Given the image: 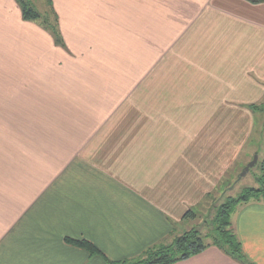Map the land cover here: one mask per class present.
Returning a JSON list of instances; mask_svg holds the SVG:
<instances>
[{
    "label": "crops",
    "instance_id": "0c3cea01",
    "mask_svg": "<svg viewBox=\"0 0 264 264\" xmlns=\"http://www.w3.org/2000/svg\"><path fill=\"white\" fill-rule=\"evenodd\" d=\"M51 2L65 47L0 0V264L136 258L228 196L226 179L256 154L264 4ZM231 226L264 264V201L236 206ZM171 264L241 263L209 246Z\"/></svg>",
    "mask_w": 264,
    "mask_h": 264
},
{
    "label": "trees",
    "instance_id": "16d2710c",
    "mask_svg": "<svg viewBox=\"0 0 264 264\" xmlns=\"http://www.w3.org/2000/svg\"><path fill=\"white\" fill-rule=\"evenodd\" d=\"M18 5L21 17L26 21L36 22L43 29L48 31L54 43L60 47H65L62 40L58 18L53 9L51 0H45L49 11L45 14L39 13L29 3L28 0H14ZM250 4H264V0H244ZM262 104H250L248 108L252 112H261ZM258 174L255 177L257 187H244L237 196H226L224 200L216 206L215 214L211 219V229L208 236H202L200 231L192 228L176 236L168 244H161L148 248L140 256L132 259H123L119 261H108L103 257L101 251L91 242L85 239H66L75 246L84 249L90 255H99L103 257L107 264H171L193 256L209 246H215L225 254L235 259L241 264L249 263L242 253L240 242L238 241L231 226V214L241 203L248 201H264V156L257 165ZM237 180V179H236ZM186 216L194 218L195 212L189 210ZM206 238H209L206 241Z\"/></svg>",
    "mask_w": 264,
    "mask_h": 264
},
{
    "label": "rangeland",
    "instance_id": "374dc122",
    "mask_svg": "<svg viewBox=\"0 0 264 264\" xmlns=\"http://www.w3.org/2000/svg\"><path fill=\"white\" fill-rule=\"evenodd\" d=\"M28 1L30 5L41 14H45L49 11V7L45 0H28ZM262 107L263 108L261 112H256V115H255L256 117L254 119V132L249 142L246 145V148H250V149L253 148V150L256 151L255 152L256 154H253V155H257V161L254 164V166H252L248 170V172H246V174L242 177H240V172L243 170L244 166L252 160L253 155L250 158L247 157L244 159L242 168L235 167L232 170L233 179H226V183H225L227 195L235 197L240 193V191L244 187H257L258 186L257 183L255 182V177L258 174L257 165H258V162L264 156V104ZM231 186L232 188L229 189V187ZM223 193L221 194L216 193L212 197H210V199L206 198V201H202L203 206L198 208L196 212L194 211L196 216L194 218H191L190 216H186L185 217L186 222H183V224H180V226L182 228H185L186 229L185 231L195 228L200 231V234L202 236H205V237L206 235L208 236V234H210L211 232L210 231L211 219L215 214V210H216L215 208L225 198V197L222 198L224 196ZM208 240L209 238H206V241Z\"/></svg>",
    "mask_w": 264,
    "mask_h": 264
},
{
    "label": "water",
    "instance_id": "95a60500",
    "mask_svg": "<svg viewBox=\"0 0 264 264\" xmlns=\"http://www.w3.org/2000/svg\"><path fill=\"white\" fill-rule=\"evenodd\" d=\"M256 161H257V155H254L253 158H252V160H251L249 163H247V164L244 166L243 170L240 172V177L244 176V175L246 174V172H248V170H249L252 166H254V164L256 163Z\"/></svg>",
    "mask_w": 264,
    "mask_h": 264
}]
</instances>
